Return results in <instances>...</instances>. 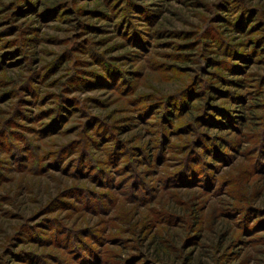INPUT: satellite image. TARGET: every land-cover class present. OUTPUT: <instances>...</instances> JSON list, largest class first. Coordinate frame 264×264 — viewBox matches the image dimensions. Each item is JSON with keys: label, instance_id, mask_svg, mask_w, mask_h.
<instances>
[{"label": "rangeland", "instance_id": "1", "mask_svg": "<svg viewBox=\"0 0 264 264\" xmlns=\"http://www.w3.org/2000/svg\"><path fill=\"white\" fill-rule=\"evenodd\" d=\"M263 115L264 0H0V264H264Z\"/></svg>", "mask_w": 264, "mask_h": 264}, {"label": "trees", "instance_id": "2", "mask_svg": "<svg viewBox=\"0 0 264 264\" xmlns=\"http://www.w3.org/2000/svg\"><path fill=\"white\" fill-rule=\"evenodd\" d=\"M259 50H262V48H260ZM246 61H250V59H246ZM235 69L236 68H242V66L240 65H234ZM245 69V68H244ZM242 70V69H241ZM16 80H13L12 83L15 84L16 87H19L18 84L21 83L22 80H20V82H14ZM190 87H187L186 89H189ZM184 90V89H182ZM179 92L177 93H174V94H170V95H167L165 97V100L163 102H168L169 104L170 103H179V105L181 106L182 105V108L184 109V113H191L193 112V110L195 111V107L194 105L190 102H189V97L191 95L189 94H186V93H182L180 94ZM225 94H223L222 96L220 97H224ZM164 105V104H162ZM179 107V106H178ZM212 109L213 108H217L215 105H212L210 106ZM181 108V107H179ZM177 108V109H179ZM218 111H220L219 108H217ZM201 112V111H200ZM207 113V112H206ZM185 115V114H184ZM236 119H238L237 116H235ZM234 118V119H235ZM214 120V119H212ZM244 121V120H243ZM214 122H216L218 125L221 124L220 121H217V120H214ZM53 124V123H52ZM52 124H49L47 126H51L52 127ZM241 124V123H240ZM188 125V124H186ZM184 125V127L186 128L187 126ZM243 125V128L241 131V133L244 134V127H246L245 125L246 124H242ZM183 127V125L180 127V130L184 129L185 128ZM225 129H228V128H225ZM260 129V130H259ZM258 129V126H256V129H253V131H251L250 133L253 134L255 133L254 135V139L257 138L259 136V138L262 140L264 137L263 132H264V115H263V122L261 123V128ZM252 130V129H251ZM257 131V132H255ZM205 133L204 136H199L200 133ZM162 133V132H161ZM203 135V134H202ZM196 136L199 137V140H198V143H202L201 145H199L198 147L201 148V151H198V150H194L192 147H191V142L193 140H183L180 144H176V143H173V142H170V141H167V143L170 145V146H186V149L184 150L183 154V158H181V160H179V167H178V175L179 174H184L182 172L186 171V168H188L189 170H193L194 171V164H188V160L189 159H192V160H195L197 161V163H201L200 166L204 168V164H205V160L202 158L203 155H208V156H211L213 155V153H221L222 150H221V147L219 145V143L217 142H228V140H226V138H224V136L218 134L217 136H214L213 134L210 135L209 132H201V131H198L196 132ZM250 137V136H249ZM205 138H207L206 142H204ZM258 138V139H259ZM251 139V138H250ZM260 142V141H259ZM262 142V141H261ZM261 142H260V146L258 147V151L257 149L255 151L256 152V159H259L260 161L262 160V158L264 157V148L263 146H261ZM205 151V153H204ZM62 152V149L60 151H58V153H61ZM17 153V152H16ZM12 154V153H11ZM84 154V158H85V151L83 149H81L79 152H78V157L80 158L82 155ZM251 155V154H250ZM31 156H32V161H37L38 159H40V154H38L35 150H33L31 152ZM251 157V156H250ZM52 161L51 164H49V166L51 167H56V165L58 164L57 161H56V158L55 160H50ZM93 161V160H92ZM247 161V160H246ZM94 162V161H93ZM252 164V163H251ZM80 167L81 166H75V171H77V175H82L78 170H80ZM255 167V166H254ZM43 167H39L37 172L41 171ZM91 172V175H93V178L92 176H90V173L88 176L91 177V179H94V178H98L103 174L102 172V169L98 166V165H95L93 170L90 171ZM190 172V171H189ZM197 172V171H195ZM195 172H191L192 174H194ZM80 173V174H78ZM105 177V180L103 179V181L106 183V184H112V181L110 180L111 178H109L108 176H104ZM113 185V184H112ZM78 189H81L80 190V195H84V193L86 192L85 189H82L83 187H80V186H76ZM46 208V207H45ZM99 209H103L102 206L99 207ZM35 214V213H34ZM12 227V226H10ZM54 229L51 230V233L53 235V241H55L54 243H57V244H62V245H65L66 242V236L69 235L71 237H73L74 239H77L80 241V245L77 247L76 244H74L75 246L72 247L75 251V255L77 256V263L75 264H83V263H86L87 261H89V259L87 258L86 260H81L82 258V251L84 253L90 251L92 252V246H89V243L84 241L82 238L80 237H77V234L78 232L74 231V232H71L69 233V228L70 226H59V227H62L64 228L63 230V234L65 235L64 237H61V236H58L57 233H58V228H55L56 227V224L53 226ZM69 227V228H68ZM11 228H5L2 231L1 235H0V245H2L1 243H3L8 235V231L10 230ZM81 231V230H80ZM82 231H84V229H82ZM82 247V248H80ZM93 256V255H92ZM51 257H53L56 261L57 264H72L69 260L67 259H63L62 257L58 256V255H51ZM81 260V261H80Z\"/></svg>", "mask_w": 264, "mask_h": 264}]
</instances>
